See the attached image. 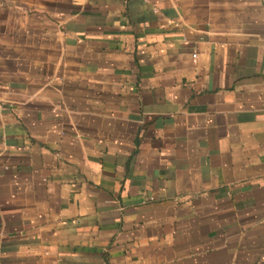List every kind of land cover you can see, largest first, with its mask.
<instances>
[{
	"label": "crops",
	"instance_id": "1",
	"mask_svg": "<svg viewBox=\"0 0 264 264\" xmlns=\"http://www.w3.org/2000/svg\"><path fill=\"white\" fill-rule=\"evenodd\" d=\"M0 264H264V0H0Z\"/></svg>",
	"mask_w": 264,
	"mask_h": 264
}]
</instances>
